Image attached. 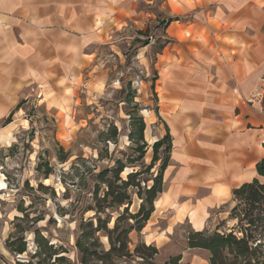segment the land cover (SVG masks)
Returning a JSON list of instances; mask_svg holds the SVG:
<instances>
[{
	"label": "crops",
	"instance_id": "0c3cea01",
	"mask_svg": "<svg viewBox=\"0 0 264 264\" xmlns=\"http://www.w3.org/2000/svg\"><path fill=\"white\" fill-rule=\"evenodd\" d=\"M140 1L0 0V123L21 100L33 99L61 114L56 135L70 136L73 116L64 122L65 111L92 103L108 80L95 49L109 45L111 32L141 23ZM165 4L171 15L193 18L166 26L177 42L168 58L181 60L161 64L158 80L171 150L162 192L141 232L157 249L185 224L196 232L228 224L232 191L251 182L264 159V113L260 102L249 104L263 79L256 62L264 0Z\"/></svg>",
	"mask_w": 264,
	"mask_h": 264
},
{
	"label": "rangeland",
	"instance_id": "374dc122",
	"mask_svg": "<svg viewBox=\"0 0 264 264\" xmlns=\"http://www.w3.org/2000/svg\"><path fill=\"white\" fill-rule=\"evenodd\" d=\"M139 8L140 24L129 22L118 34L110 33L108 46L95 49L98 65L107 70L108 80L103 93L92 103L65 111L64 122L71 114L75 124L70 128V136L65 132L57 136L61 114L45 109L33 99L21 100L18 108L0 123V138L4 137L0 139V264L29 260L38 250L36 230L55 247L62 246L68 258L75 259V238L81 229L88 231L84 225L93 218L95 208L108 191L113 195L103 205L112 207L102 218L109 216L108 228H112L114 219L125 207L118 209L115 203L123 191L121 183L113 178V169L122 166L121 180L137 172L133 182L139 184V192L136 187L128 189L132 200L129 213L138 210L145 188L152 185L158 174H162L163 188L165 169L161 171V166L169 162V141L157 150L153 148L167 133L158 112L159 72L161 64L181 62L168 58L177 42L166 24L170 20L186 22L193 17L171 15L165 0H141ZM144 42L148 44L142 46ZM260 49L255 67L264 79V46ZM263 79L249 96V104H261ZM131 95L133 101L127 102ZM138 118L145 124L143 142L138 141ZM102 172V177H97ZM40 184L47 188H40ZM24 213L28 218L15 219L24 217ZM93 222L96 223L95 218ZM233 224L216 221L205 230L222 232ZM193 232L187 224L178 228L169 245L159 249L156 262L180 255L183 263L208 264L207 251L187 247ZM20 236L24 237L26 252L14 256L7 246H20ZM129 238L131 249L143 241L142 233L133 232ZM100 241L108 248L106 238L101 236Z\"/></svg>",
	"mask_w": 264,
	"mask_h": 264
},
{
	"label": "trees",
	"instance_id": "16d2710c",
	"mask_svg": "<svg viewBox=\"0 0 264 264\" xmlns=\"http://www.w3.org/2000/svg\"><path fill=\"white\" fill-rule=\"evenodd\" d=\"M147 44L148 42H144L142 46ZM262 91L261 107L264 113V86ZM133 98L134 96L128 98L127 102L133 101ZM138 125V141L143 142L142 132L145 129V124L141 118H138ZM165 141H169L167 149L171 150L168 131L161 140L154 143L153 148L157 150L162 147ZM153 161H157V158H154ZM166 167L165 161L161 166V171H164ZM122 170L123 168L120 166L111 171L113 178L121 183L123 191L115 203L118 209L125 206L114 219L112 228H108L109 216L102 218L107 215L105 211L112 207L103 205L106 198L113 195L112 191H108L103 194V198L100 200L101 204L95 208L93 218L88 219L85 225L84 222L80 225V227L84 225L88 231L84 232L81 229L80 234L75 238V259L68 258L65 255L67 252L62 246L55 247L36 230L35 242L38 250L26 262L16 261L15 264H188L182 262L180 255L157 263L155 259L159 255V249L154 244L147 245L144 241L137 242L133 249L130 248L132 242L129 235L133 232L137 235L141 234L153 212V203L162 192V174H158L153 179L152 185L145 188L138 210L132 214L128 212L132 203L128 189L136 187L139 192V184L133 182L137 172H132L127 175L125 180H121L119 175ZM255 171L257 176L251 182L232 191L234 205L229 211L228 220L234 222L233 226L222 232H219L218 229L212 233L207 230L195 231L188 238V248L207 251L208 264H264V159L256 163ZM103 173H99L97 177L101 178ZM107 186L108 189L111 188L110 184ZM39 187L47 188L41 184ZM25 218H28L26 213L22 218L15 217L16 220ZM94 218L96 223L93 222ZM101 236L106 238L108 248L100 241ZM17 239L20 246L15 249L10 248L11 244L7 246L9 253L14 256L26 252L24 237L20 236Z\"/></svg>",
	"mask_w": 264,
	"mask_h": 264
},
{
	"label": "built area",
	"instance_id": "2783aa9c",
	"mask_svg": "<svg viewBox=\"0 0 264 264\" xmlns=\"http://www.w3.org/2000/svg\"><path fill=\"white\" fill-rule=\"evenodd\" d=\"M261 145L264 146V138L261 140Z\"/></svg>",
	"mask_w": 264,
	"mask_h": 264
},
{
	"label": "bare ground",
	"instance_id": "6f19581e",
	"mask_svg": "<svg viewBox=\"0 0 264 264\" xmlns=\"http://www.w3.org/2000/svg\"><path fill=\"white\" fill-rule=\"evenodd\" d=\"M162 91V90H161ZM163 96V95H162ZM161 97V96H160ZM162 99V98H161ZM4 137H1L0 139H3ZM7 140H8V138H7Z\"/></svg>",
	"mask_w": 264,
	"mask_h": 264
}]
</instances>
